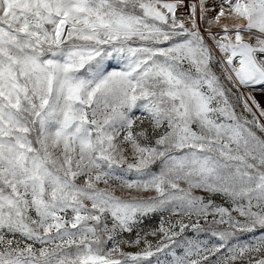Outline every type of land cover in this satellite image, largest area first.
I'll return each mask as SVG.
<instances>
[{"label":"snow or ice","instance_id":"obj_1","mask_svg":"<svg viewBox=\"0 0 264 264\" xmlns=\"http://www.w3.org/2000/svg\"><path fill=\"white\" fill-rule=\"evenodd\" d=\"M264 0H0V264H264Z\"/></svg>","mask_w":264,"mask_h":264},{"label":"rangeland","instance_id":"obj_2","mask_svg":"<svg viewBox=\"0 0 264 264\" xmlns=\"http://www.w3.org/2000/svg\"><path fill=\"white\" fill-rule=\"evenodd\" d=\"M254 95L256 97V100L259 102L260 106L263 105V107H261V108H264V93L256 92V93H254ZM262 119H264V118H262Z\"/></svg>","mask_w":264,"mask_h":264},{"label":"bare ground","instance_id":"obj_3","mask_svg":"<svg viewBox=\"0 0 264 264\" xmlns=\"http://www.w3.org/2000/svg\"><path fill=\"white\" fill-rule=\"evenodd\" d=\"M259 98H260V97H259ZM261 107H263V105H262Z\"/></svg>","mask_w":264,"mask_h":264}]
</instances>
